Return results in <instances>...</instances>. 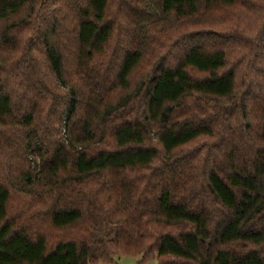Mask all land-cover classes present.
I'll list each match as a JSON object with an SVG mask.
<instances>
[{
	"label": "trees",
	"instance_id": "16d2710c",
	"mask_svg": "<svg viewBox=\"0 0 264 264\" xmlns=\"http://www.w3.org/2000/svg\"><path fill=\"white\" fill-rule=\"evenodd\" d=\"M119 255L264 264V0H0V264Z\"/></svg>",
	"mask_w": 264,
	"mask_h": 264
},
{
	"label": "rangeland",
	"instance_id": "374dc122",
	"mask_svg": "<svg viewBox=\"0 0 264 264\" xmlns=\"http://www.w3.org/2000/svg\"><path fill=\"white\" fill-rule=\"evenodd\" d=\"M142 74V70L138 71L133 79L139 78ZM211 141V139L201 138L188 146V149L194 148L197 150H201L203 146H206V144L210 143ZM98 264H157V261L155 258H150L149 260L142 262L141 257L137 255H119L114 256L111 262L104 263L100 261L98 262Z\"/></svg>",
	"mask_w": 264,
	"mask_h": 264
}]
</instances>
